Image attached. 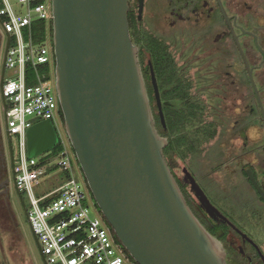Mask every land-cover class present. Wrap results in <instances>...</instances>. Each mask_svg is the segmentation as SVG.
I'll return each instance as SVG.
<instances>
[{
    "label": "flooded vegetation",
    "instance_id": "1",
    "mask_svg": "<svg viewBox=\"0 0 264 264\" xmlns=\"http://www.w3.org/2000/svg\"><path fill=\"white\" fill-rule=\"evenodd\" d=\"M128 18L165 157L189 207L227 264H264V0H129ZM8 38L0 28V233L12 221L21 234L11 203L17 147L3 96ZM192 110L196 148L182 157L165 122ZM188 174L216 212L204 208Z\"/></svg>",
    "mask_w": 264,
    "mask_h": 264
},
{
    "label": "water",
    "instance_id": "2",
    "mask_svg": "<svg viewBox=\"0 0 264 264\" xmlns=\"http://www.w3.org/2000/svg\"><path fill=\"white\" fill-rule=\"evenodd\" d=\"M128 13L129 0H52L65 133L103 217L137 264H227L165 157ZM59 143L53 122L40 121L28 130V157ZM188 175L207 212H216Z\"/></svg>",
    "mask_w": 264,
    "mask_h": 264
},
{
    "label": "built area",
    "instance_id": "3",
    "mask_svg": "<svg viewBox=\"0 0 264 264\" xmlns=\"http://www.w3.org/2000/svg\"><path fill=\"white\" fill-rule=\"evenodd\" d=\"M3 32L10 37L3 96L8 103L7 129L17 147L16 186L31 201L29 221L47 264H137L116 243L103 217L91 216L90 191L83 190L76 178L71 144L65 140L62 109L56 87L54 46L47 32L38 41L37 21H52L51 0H17L24 13L10 0H0ZM51 120L59 134V163L47 157L29 158L27 133L36 123ZM65 135V136H64ZM60 167L67 181L57 189L37 197L35 187L42 177Z\"/></svg>",
    "mask_w": 264,
    "mask_h": 264
},
{
    "label": "rangeland",
    "instance_id": "4",
    "mask_svg": "<svg viewBox=\"0 0 264 264\" xmlns=\"http://www.w3.org/2000/svg\"><path fill=\"white\" fill-rule=\"evenodd\" d=\"M10 2L17 11H21L22 13H24L25 11L24 8L21 9L17 0H10ZM50 3H52V0L50 1ZM1 6H2V3L0 1V8ZM47 23L48 25H50L52 24V21H48ZM0 28L2 30L1 24H0ZM54 68H56V66ZM54 72H55V69H54ZM11 73L12 72L10 70H7V77H9ZM65 140L68 144L70 143L67 135L65 136ZM13 142L15 145L16 141H13ZM71 149H72V152L74 153L72 145H71L70 150ZM54 150L46 152L42 154L41 156H39L38 158L41 160L47 157L48 155H50V153L52 154ZM59 160H60L59 156L55 155L54 161H52V164L57 165L59 163ZM74 167H75V174H76L77 180L81 184L83 190H86L89 192L83 171L77 160V157H75L74 159ZM66 181H67L66 173L59 167L56 170V173L48 174L47 176H44L41 178L40 185L35 187V193L37 197L43 196L49 193L50 191L57 189L59 186H62ZM21 195L23 197L26 209L29 212V210L31 209V201L29 199V196L24 191L21 193ZM11 203H12L13 210L16 214V217L18 219L21 234L19 236L16 235L12 231L11 226L8 224H4V226L1 225V228L3 230H1V233H0V264H45V262L42 259L40 249L36 243L34 233H33V230L29 222V218L26 214V211L23 208L22 203H20L18 191L16 189L14 182L12 183V186H11ZM91 203H94V200L92 199V197H91ZM94 204H92L91 206V216L92 217L100 216V213ZM20 238H21V241H20Z\"/></svg>",
    "mask_w": 264,
    "mask_h": 264
},
{
    "label": "trees",
    "instance_id": "5",
    "mask_svg": "<svg viewBox=\"0 0 264 264\" xmlns=\"http://www.w3.org/2000/svg\"><path fill=\"white\" fill-rule=\"evenodd\" d=\"M34 30H35V36L36 39L38 41L43 40L46 37L47 32L49 33V36L51 37V41L53 43V21L52 24L48 25L46 24V22H40L37 21L34 24ZM54 46V43H53ZM161 115H162V111H161ZM171 118L166 120L165 124V134H167V132H169V134L172 136L173 140L170 144V148L176 152L177 154L181 155L183 157L184 154L188 153V152H194L195 151V138H194V112L193 110L191 111V118H180L178 116L177 111H172L171 112ZM62 120L64 123V116L62 113ZM163 122H164V118H162ZM55 149V150H54ZM54 152H52V154L50 153V157L49 158H53L55 157V155L59 156V153L62 149L61 144L59 143L56 148H54ZM74 151V149H73ZM75 153V151H74ZM58 169L57 166H53L52 168L49 169L50 172H54ZM85 177V176H84ZM86 181V178H85ZM87 183V181H86ZM89 189V187H88ZM90 191V189H89ZM91 197L94 200V205L96 206V208L98 209L100 215L103 217V214L101 212V210L99 209L92 192L90 191ZM103 219L105 220V218L103 217ZM105 222L107 223V221L105 220ZM8 225L11 226L12 231L16 234V235H20V233L18 231L14 230L13 227V222L10 221L8 222ZM107 225L109 226L113 237L116 241V243L120 246V248L126 253V255L129 257V259L133 262H135V260L131 257V255L127 252V250L122 246V244L120 243V241L118 240L117 236L115 235L113 229L110 227V225L107 223ZM21 241V238H20Z\"/></svg>",
    "mask_w": 264,
    "mask_h": 264
}]
</instances>
